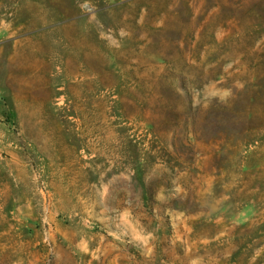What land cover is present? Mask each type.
<instances>
[{"label": "rangeland", "instance_id": "1", "mask_svg": "<svg viewBox=\"0 0 264 264\" xmlns=\"http://www.w3.org/2000/svg\"><path fill=\"white\" fill-rule=\"evenodd\" d=\"M0 264H264V0H0Z\"/></svg>", "mask_w": 264, "mask_h": 264}, {"label": "trees", "instance_id": "2", "mask_svg": "<svg viewBox=\"0 0 264 264\" xmlns=\"http://www.w3.org/2000/svg\"><path fill=\"white\" fill-rule=\"evenodd\" d=\"M148 194H149V191L146 188H144V196L147 197Z\"/></svg>", "mask_w": 264, "mask_h": 264}]
</instances>
